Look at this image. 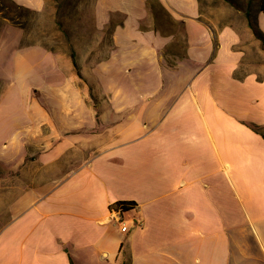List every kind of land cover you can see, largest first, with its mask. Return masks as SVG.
I'll list each match as a JSON object with an SVG mask.
<instances>
[{"label": "crops", "instance_id": "obj_1", "mask_svg": "<svg viewBox=\"0 0 264 264\" xmlns=\"http://www.w3.org/2000/svg\"><path fill=\"white\" fill-rule=\"evenodd\" d=\"M155 3L178 32L156 27ZM254 19L264 36V0ZM94 26H109L107 51H39L45 86L14 92L42 100L0 105L11 135L56 141L46 164L66 157L62 178L10 201L0 264H264V66L243 67L240 33L204 21L199 0H95ZM19 39L16 66L39 50ZM118 201L135 204L124 233Z\"/></svg>", "mask_w": 264, "mask_h": 264}, {"label": "rangeland", "instance_id": "obj_2", "mask_svg": "<svg viewBox=\"0 0 264 264\" xmlns=\"http://www.w3.org/2000/svg\"><path fill=\"white\" fill-rule=\"evenodd\" d=\"M44 1L43 9L34 11L17 6L10 0H0V105H7L8 101L13 99L16 106L23 107V103L19 102H25L33 98L32 96L39 101L42 100L40 92H14L24 83L31 88L45 86L46 78L43 72L42 75L35 77V74L42 70L29 68L35 59L37 62L43 61L41 52L65 53L84 61L91 51H100L103 54L108 50L109 26L102 32L94 26L95 0ZM260 4L262 0H199L200 14L204 21L214 28L229 25L240 33V46L245 51L242 60L245 68L264 66V36L254 19ZM153 16L156 27L161 32L180 30L178 24L172 22L156 3L153 5ZM120 18L117 17L115 20ZM17 30L20 31L18 47H39L37 55L31 56L30 60L26 58L21 61V66H16V55L8 52L11 46L9 40ZM177 45L181 48L179 43L174 49ZM17 48L13 47L14 50L11 51L14 52ZM79 70V67L76 68L80 75L78 79L91 84L92 76L82 75ZM53 75L54 82L63 79L60 74ZM1 113L2 110H0V230L11 218L9 204L14 196L18 193L23 194L30 187L42 184L46 180L55 177L59 179L66 174L60 171L62 165L66 163V157L60 158L55 164H46L47 161L42 156L44 152L52 150L56 141L48 144L49 140L40 139L38 135L37 138L31 137L33 139L28 141L26 132L23 131L19 133L20 135H11V127L16 125H12V119ZM9 149H12L9 154H4Z\"/></svg>", "mask_w": 264, "mask_h": 264}, {"label": "built area", "instance_id": "obj_3", "mask_svg": "<svg viewBox=\"0 0 264 264\" xmlns=\"http://www.w3.org/2000/svg\"><path fill=\"white\" fill-rule=\"evenodd\" d=\"M123 214H128V211H122L119 207H110V218L119 226L122 233L128 230L126 221H123ZM134 226H141L142 222L140 219H134Z\"/></svg>", "mask_w": 264, "mask_h": 264}, {"label": "trees", "instance_id": "obj_4", "mask_svg": "<svg viewBox=\"0 0 264 264\" xmlns=\"http://www.w3.org/2000/svg\"><path fill=\"white\" fill-rule=\"evenodd\" d=\"M74 66L77 68L75 63H74ZM110 207H114V208L119 207L120 209H122V211H130L135 208V204L131 201H118V202L112 203Z\"/></svg>", "mask_w": 264, "mask_h": 264}]
</instances>
